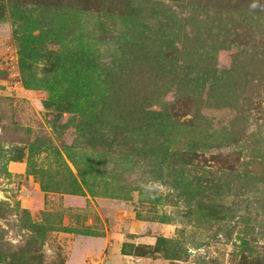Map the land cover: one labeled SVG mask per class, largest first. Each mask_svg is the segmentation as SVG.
<instances>
[{
  "label": "rangeland",
  "instance_id": "1",
  "mask_svg": "<svg viewBox=\"0 0 264 264\" xmlns=\"http://www.w3.org/2000/svg\"><path fill=\"white\" fill-rule=\"evenodd\" d=\"M113 232L264 264V0H0V264Z\"/></svg>",
  "mask_w": 264,
  "mask_h": 264
},
{
  "label": "crops",
  "instance_id": "2",
  "mask_svg": "<svg viewBox=\"0 0 264 264\" xmlns=\"http://www.w3.org/2000/svg\"><path fill=\"white\" fill-rule=\"evenodd\" d=\"M127 225L132 226L134 222L132 220L124 221ZM163 236V229L161 228ZM135 233V232H130ZM135 235V234H134ZM122 232H113L104 236H81V246L89 244V246L82 248L79 257L73 256L69 253L65 260V264H168L166 259L162 257H144L136 256L132 254H123L120 251V245L122 241H131L136 244H152L153 238L148 234H136L133 238L127 239ZM88 239V240H86ZM87 241V243L85 242ZM89 241V242H88Z\"/></svg>",
  "mask_w": 264,
  "mask_h": 264
},
{
  "label": "trees",
  "instance_id": "3",
  "mask_svg": "<svg viewBox=\"0 0 264 264\" xmlns=\"http://www.w3.org/2000/svg\"><path fill=\"white\" fill-rule=\"evenodd\" d=\"M164 239V237L163 236H159V237H157L156 239H155V243H154V245L158 242V241H160V240H163ZM153 245V246H154ZM155 252H158L159 250L158 249H156V250H154ZM121 253H123V254H129L128 252L127 253H125V252H121ZM141 256H144V255H141ZM149 257H152V256H149Z\"/></svg>",
  "mask_w": 264,
  "mask_h": 264
}]
</instances>
